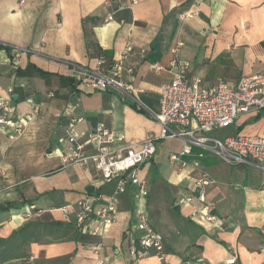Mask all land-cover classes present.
I'll use <instances>...</instances> for the list:
<instances>
[{"label":"crops","instance_id":"0c3cea01","mask_svg":"<svg viewBox=\"0 0 264 264\" xmlns=\"http://www.w3.org/2000/svg\"><path fill=\"white\" fill-rule=\"evenodd\" d=\"M184 11L193 17L181 20ZM128 44L130 72L122 79L143 108L114 88L91 91L70 76L65 62L95 67L104 56L111 64ZM0 45L10 48L0 47V100L12 87L9 105L22 127L15 134L0 124V264H96L98 256L104 264H130L141 208L164 238L168 264H225L231 257L264 264V173L255 166L227 164L195 147L180 154L182 140H158L140 169L147 197L127 186L113 223L103 226L96 210L86 214L84 226L99 227L91 234L78 225L74 203L87 194L97 198L96 209L116 182H96L91 164L62 161L72 121L77 133L100 124L126 144L157 135L161 125L150 112L159 110V86L172 78L174 59L186 64L188 81L205 86H233L264 71V0H0ZM21 47L30 53L14 68L12 49ZM230 126V135L264 136V114L242 113ZM171 154L179 160L171 162ZM202 174L213 182L196 185ZM136 264L158 262L149 252Z\"/></svg>","mask_w":264,"mask_h":264},{"label":"built area","instance_id":"2783aa9c","mask_svg":"<svg viewBox=\"0 0 264 264\" xmlns=\"http://www.w3.org/2000/svg\"><path fill=\"white\" fill-rule=\"evenodd\" d=\"M190 11L179 14L181 20L193 17ZM111 19V16H108ZM132 51L126 45L120 56L111 64H106L100 56L95 67H86L73 62H65L73 80L91 91H106L108 88L118 90L122 97H128L133 104L143 108L130 83L124 82V61ZM30 53V49L21 47L12 49V58L17 68L18 59ZM160 68L159 66H155ZM172 78L159 86L160 104L157 113L150 114L160 123L161 130L157 135H149L137 144H126L121 134L103 125H96L81 133L74 130V122L66 126V140L69 143L67 154L62 156L63 163H76L81 166H93L95 180L98 183L115 181L114 193L95 209L96 197L84 195L75 203L78 225L91 234H97L99 227L84 226L86 214L96 210L103 226L115 221L118 195L125 192L127 186H135L140 197L148 195L147 182L140 176L141 165L153 157L155 143L161 139H180L183 146L180 154H190L193 147L218 156L223 162L232 165H252L264 173V136H249L241 133L224 138L213 136L211 132L232 125L242 113L251 111L264 114V71L242 76L235 85L229 86L219 80L209 86L201 85L199 79L188 81L185 77L186 64L178 60L170 63ZM9 97L0 100V124L13 128L15 134L21 132V123L14 120L13 107L9 105L12 87L7 90ZM33 114H26L24 119L30 121ZM81 118L76 119V122ZM90 144L94 150L87 153L84 146ZM171 162L179 160L177 154L169 156ZM206 174L195 181L203 186L212 183ZM264 182V177H263ZM204 202L203 193L198 196ZM192 197L187 196L186 202ZM68 206L61 207L66 210ZM211 218V217H207ZM137 229L142 232L138 246L129 247L130 264H136L147 253H152L158 264L166 261L164 238L149 222L144 208L136 211ZM97 253V252H95ZM96 264H104L98 256ZM225 264H236L235 257L226 260Z\"/></svg>","mask_w":264,"mask_h":264},{"label":"rangeland","instance_id":"374dc122","mask_svg":"<svg viewBox=\"0 0 264 264\" xmlns=\"http://www.w3.org/2000/svg\"><path fill=\"white\" fill-rule=\"evenodd\" d=\"M234 129V126H230L228 128L220 129V130H215L212 132L213 136L219 137V138H224L227 135H230L231 131Z\"/></svg>","mask_w":264,"mask_h":264},{"label":"trees","instance_id":"16d2710c","mask_svg":"<svg viewBox=\"0 0 264 264\" xmlns=\"http://www.w3.org/2000/svg\"><path fill=\"white\" fill-rule=\"evenodd\" d=\"M0 47H5L7 50H10V48L8 46H2L0 45ZM101 55H106V52H102ZM132 107H135V104H131Z\"/></svg>","mask_w":264,"mask_h":264},{"label":"water","instance_id":"95a60500","mask_svg":"<svg viewBox=\"0 0 264 264\" xmlns=\"http://www.w3.org/2000/svg\"><path fill=\"white\" fill-rule=\"evenodd\" d=\"M13 98H15V96H13ZM87 191H92V187H88Z\"/></svg>","mask_w":264,"mask_h":264}]
</instances>
